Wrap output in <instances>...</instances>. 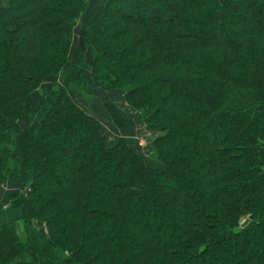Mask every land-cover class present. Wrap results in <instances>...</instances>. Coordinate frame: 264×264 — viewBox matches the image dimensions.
<instances>
[{
  "label": "trees",
  "instance_id": "16d2710c",
  "mask_svg": "<svg viewBox=\"0 0 264 264\" xmlns=\"http://www.w3.org/2000/svg\"><path fill=\"white\" fill-rule=\"evenodd\" d=\"M101 91L141 112L159 168L109 145L79 101ZM13 180L0 264H264V0H4Z\"/></svg>",
  "mask_w": 264,
  "mask_h": 264
},
{
  "label": "rangeland",
  "instance_id": "374dc122",
  "mask_svg": "<svg viewBox=\"0 0 264 264\" xmlns=\"http://www.w3.org/2000/svg\"><path fill=\"white\" fill-rule=\"evenodd\" d=\"M3 4H4V0L2 2H0V6H2ZM84 46H85V44H84ZM80 49H81L80 41H78V36H75V43L73 44V50L75 51V55H79L83 51V48H82V50H80ZM52 80H54V79L53 78L47 79L45 81V84L51 82ZM101 92H103V91H101ZM104 92H106V91H104ZM35 95L38 98H41L43 96V90H41V89L37 90V92H35ZM97 98L101 99V93H99V96ZM79 101L82 102V104L88 109V111L90 113L95 114V112H100V114L98 116L95 115V117H97L99 120H101L102 125L104 124L105 127L108 124L110 125V127L107 126V128L105 130V133L107 135H109V138H110L111 142L116 140L118 136H119V138L120 137L121 138L124 137L128 141H130V140H132V139H130V136L134 135V136L137 137L136 141H140V142H139V145L136 144V141H135V143L134 142H130L131 145L135 149L136 148L138 149V146H139L141 148V150L145 152L144 155L146 157H148L150 160H153L152 159V154H153L152 139L155 137L154 134H156V133H154L151 129H149L146 124L145 125H146L147 129L149 131H151L150 134L147 133V129L146 128L145 129H140L139 125L137 124L139 119H138V116L136 114H133L132 117L128 116L129 118H128L127 126L126 127H122V126H119L114 121V119L112 118L110 113L105 108L102 100H101V103L103 105V108L106 110V112L103 110L102 105L100 104V102L94 104V101H93V102H90L88 104L87 102L85 103V101L82 98H80ZM126 104H127V102H126ZM140 114H141V112H140ZM141 117L142 116L140 115V118ZM141 120H142V118H141ZM141 143H143V144H141ZM141 145H143V146H141ZM149 146H151V153L146 155V153H148L150 151V147ZM150 162L152 164H154L152 161H150ZM15 185H17V182L14 181V180L12 182L6 183V185H4V184L0 185V186H6V189H7V193H4V197L2 199L3 201L0 200L1 201L0 203L3 204V210H5L8 207L20 202L19 199H17L14 202H12V199L10 198L11 193L15 190V187H14ZM8 192H9V194H8ZM37 227L39 228L40 231H43V232L45 231V225L43 223H40L39 225H37Z\"/></svg>",
  "mask_w": 264,
  "mask_h": 264
},
{
  "label": "crops",
  "instance_id": "0c3cea01",
  "mask_svg": "<svg viewBox=\"0 0 264 264\" xmlns=\"http://www.w3.org/2000/svg\"><path fill=\"white\" fill-rule=\"evenodd\" d=\"M3 0H0V2H2ZM101 93V98H105V97H107V98H109L111 101H113L116 105H118L121 109H122V111L127 115V117L129 116V117H132L133 116V114H136L137 116H138V125H139V128L140 129H147V127H146V125H145V123L141 120V118H140V111H138V110H136V109H134V108H132V107H130L129 105H127L126 104V101H125V98H124V94L121 92V91H111V92H109V91H106V92H100ZM85 101V100H84ZM94 101V104L95 103H99L100 102V104L102 105V103H101V99L100 98H96V99H94L93 100ZM81 102V101H80ZM86 103V102H85ZM81 104V106H83L86 110H87V112H89L88 111V109L82 104V102L80 103ZM102 108H103V105H102ZM103 110L106 112V110L103 108ZM90 113V112H89ZM90 114H92V113H90ZM100 114V112H95V114H92V115H96V116H98ZM128 117V118H129ZM108 127H110V125L108 124L107 125ZM107 126L105 127L104 126V124H103V134L105 135V137L107 138V140H108V143H109V145L110 146H113V145H115L116 144V142L119 140V136L117 137V139L116 140H114L113 142H111V140H110V138H109V135H107L106 133H105V130H106V128H107ZM115 126V125H114ZM116 127V126H115ZM117 128V127H116ZM147 133L148 134H150L151 133V131H149L148 129H147ZM155 133V132H154ZM155 135V134H154ZM121 138V137H120ZM130 139H132V140H130V142H134L135 143V141H136V139H137V137L136 136H134V135H131L130 136ZM139 142L140 141H136V144L137 145H139ZM112 143V144H111ZM141 144H143V143H141ZM141 146H143V145H141ZM150 147V151L148 152V153H146V155H148V154H150L151 153V146H149ZM136 150L145 158V160L147 161V163L151 166V167H153V168H159L160 167V163L158 162V161H156V160H154L153 158V160H150L148 157H146L145 155H144V151H142L141 150V148L138 146V149L136 148ZM150 161H152L154 164H152ZM4 185H6V184H4ZM9 191V190H8ZM4 193H7V189H6V186H0V200H2L3 199V197H4ZM8 194H9V192H8ZM5 200V199H4ZM3 201V200H2ZM1 202V201H0Z\"/></svg>",
  "mask_w": 264,
  "mask_h": 264
},
{
  "label": "water",
  "instance_id": "95a60500",
  "mask_svg": "<svg viewBox=\"0 0 264 264\" xmlns=\"http://www.w3.org/2000/svg\"><path fill=\"white\" fill-rule=\"evenodd\" d=\"M250 220H251V217H249V218H247V219H245L244 221H243V223H242V227H245V226H247L248 224H249V222H250Z\"/></svg>",
  "mask_w": 264,
  "mask_h": 264
}]
</instances>
